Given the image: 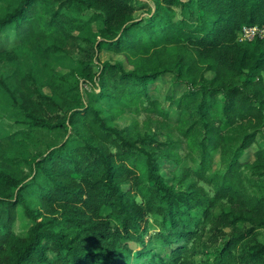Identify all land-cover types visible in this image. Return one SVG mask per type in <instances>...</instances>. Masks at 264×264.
Segmentation results:
<instances>
[{
    "label": "trees",
    "instance_id": "1",
    "mask_svg": "<svg viewBox=\"0 0 264 264\" xmlns=\"http://www.w3.org/2000/svg\"><path fill=\"white\" fill-rule=\"evenodd\" d=\"M4 3L0 264H264V0Z\"/></svg>",
    "mask_w": 264,
    "mask_h": 264
},
{
    "label": "rangeland",
    "instance_id": "2",
    "mask_svg": "<svg viewBox=\"0 0 264 264\" xmlns=\"http://www.w3.org/2000/svg\"><path fill=\"white\" fill-rule=\"evenodd\" d=\"M152 3V2H150ZM7 6V3H4L2 5H0V12L6 8ZM99 24L96 22V27L98 26ZM82 30V27H79V26H76V29H74V34L77 35L79 32H81ZM16 37L14 35V30L12 28L8 29L6 31V35H5V38L3 39L2 41V44H5V45H10L12 43H15L16 42ZM103 59H106L107 57H109V55L107 53H103L102 56H101ZM115 58L117 59H122V57H118V56H115ZM76 62V57H73L72 55H69V54H66L64 52H58V53H54L52 54L50 57H49V60H48V63H49V66L50 67H55V68H68L69 66L75 64ZM49 72L50 70L48 68H42L40 71H39V75L41 77H43L44 79H46L49 75ZM170 85L168 86H164V84L161 82L159 83V88L157 91H155L153 93V96L155 98H158L161 100V102L163 103L164 107L170 111L171 115L173 117H176V110L174 108H172L170 105H168V101L164 98V95H165V92L169 89ZM135 116L133 114H127L126 116H122L120 117L118 120H117V123L120 127H124L126 126L127 124H129L133 118ZM140 120L142 119L140 115L137 116ZM8 133L7 131V128L5 127H2L0 126V136H3V135H6ZM176 138L178 139L179 136L176 135ZM258 139H259V142L263 143L264 142V135L260 134L258 136ZM253 149L252 151H250V158L253 157ZM248 154V153H247ZM187 165H191L190 162L187 163ZM29 220H27L26 218H18L17 221L15 222V225H14V228L16 230V232H18L19 234H25L28 227H29ZM264 236V234L262 235ZM261 236V237H262ZM264 239V237L262 238ZM133 245L135 247H137V244H134ZM155 252H158L157 248H155ZM197 259H200L199 256H197Z\"/></svg>",
    "mask_w": 264,
    "mask_h": 264
},
{
    "label": "built area",
    "instance_id": "3",
    "mask_svg": "<svg viewBox=\"0 0 264 264\" xmlns=\"http://www.w3.org/2000/svg\"><path fill=\"white\" fill-rule=\"evenodd\" d=\"M256 37L264 38V28H260L257 25L255 26H243L242 31L239 35L241 41H252Z\"/></svg>",
    "mask_w": 264,
    "mask_h": 264
}]
</instances>
